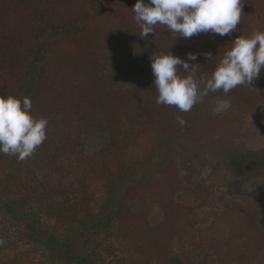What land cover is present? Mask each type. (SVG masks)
I'll return each mask as SVG.
<instances>
[{
    "label": "rangeland",
    "instance_id": "rangeland-1",
    "mask_svg": "<svg viewBox=\"0 0 264 264\" xmlns=\"http://www.w3.org/2000/svg\"><path fill=\"white\" fill-rule=\"evenodd\" d=\"M5 1L0 41L11 49L17 43L16 54L33 56L44 21L46 31L77 28L72 37L52 39L54 72L68 75L75 86L83 78L79 73L99 69L108 92L139 91L147 103L156 102L158 93L151 63L140 65L151 62L153 53L170 52L181 59L195 54L197 59L189 63L197 65L198 76L210 77L235 38L264 31V0H242L241 23L230 36L201 33L187 39L161 25L142 38L131 11L136 0ZM80 41L89 48L79 52ZM251 87L209 92L186 113L158 104L152 112L136 105L143 101L128 108L122 122L129 128L136 119L141 123L126 148L129 164L147 160L154 174L128 194L122 216L101 235L111 251L109 259L127 264H165L173 257L191 264H264V69ZM177 117L186 121L184 126ZM169 136L179 141L164 150L158 139ZM100 138L87 139V153L107 146ZM234 153L245 158L241 174L235 172ZM165 160V166L158 164ZM12 239L10 233L0 234V248L7 249ZM24 254L40 262L45 250L28 246Z\"/></svg>",
    "mask_w": 264,
    "mask_h": 264
},
{
    "label": "trees",
    "instance_id": "trees-1",
    "mask_svg": "<svg viewBox=\"0 0 264 264\" xmlns=\"http://www.w3.org/2000/svg\"><path fill=\"white\" fill-rule=\"evenodd\" d=\"M0 1L1 13L6 1ZM42 25L31 58L15 53L17 43L11 49L0 41V96L30 97L32 115L49 120L47 139L31 157L20 161L0 153V234L13 238L7 249L0 248V264H127L109 259L101 235L122 216L128 194L150 180L154 170L147 160L129 164L126 148L141 123L136 119L129 128L120 118L135 102L143 101L136 105L152 112L157 103L144 102L139 91L108 92L99 69L79 73L83 78L74 86L68 75L54 72L51 43L74 36L77 28L52 25L46 31L45 21ZM80 42L79 52L89 48ZM95 136L106 139L107 146L87 153L86 141ZM158 140L164 150L179 141L175 136ZM233 158L241 174L245 158L237 153ZM166 160L158 164L165 166ZM28 246L44 249L43 260L26 257ZM165 264L191 263L173 257Z\"/></svg>",
    "mask_w": 264,
    "mask_h": 264
},
{
    "label": "clouds",
    "instance_id": "clouds-1",
    "mask_svg": "<svg viewBox=\"0 0 264 264\" xmlns=\"http://www.w3.org/2000/svg\"><path fill=\"white\" fill-rule=\"evenodd\" d=\"M131 11L144 39L155 34L157 25L185 39L201 33L223 37L237 31L242 0H136ZM204 55L213 59L211 53ZM196 59L192 53L187 59L170 52L151 55L158 105L175 106L186 113L209 92L228 94L237 86L253 89L251 85L264 69V31L235 38L210 77L198 76L197 65L189 63ZM32 107L30 97L0 96V153L23 161L45 142L49 120L33 116ZM177 120L181 126L186 123L181 117Z\"/></svg>",
    "mask_w": 264,
    "mask_h": 264
}]
</instances>
